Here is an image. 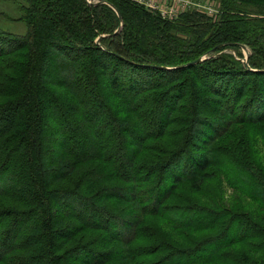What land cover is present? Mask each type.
Instances as JSON below:
<instances>
[{"label":"trees","instance_id":"trees-1","mask_svg":"<svg viewBox=\"0 0 264 264\" xmlns=\"http://www.w3.org/2000/svg\"><path fill=\"white\" fill-rule=\"evenodd\" d=\"M26 1L36 31L14 46L0 30V78L15 79L0 91V264H264V176L229 174L217 115L261 123L250 144L264 149V62L242 70L256 76L253 99L248 78L212 57L181 66L202 41L263 39L258 27L245 32L231 8L194 20L168 60L167 23L128 0Z\"/></svg>","mask_w":264,"mask_h":264},{"label":"rangeland","instance_id":"rangeland-1","mask_svg":"<svg viewBox=\"0 0 264 264\" xmlns=\"http://www.w3.org/2000/svg\"><path fill=\"white\" fill-rule=\"evenodd\" d=\"M128 1L135 3V5L137 6L143 7L146 12L150 13L152 17L156 18V22L158 24L163 25L162 22L167 23L164 24V28H161V31L165 30L166 33L164 34L165 39L163 40V42L166 44V46L164 47L167 48V46H175L176 48L175 53L173 50H167V52H170V56L168 55L169 57H165L168 60H175V58L178 56L176 52L180 51V48H182L183 45L188 46V42L192 40L191 36H193L192 29L194 20H196L195 22L197 23L199 28H203L201 26L202 24H215L218 20H220L221 16H224V14L227 12L226 9L230 10V8L236 11L233 12L235 13V15H233L232 17L235 19H240L237 22L239 24L237 25L238 27L244 29L245 32H247V30H254V28L258 27L259 30L257 33H263L264 37V0L256 1V5H253L251 3L247 5H240L238 0L235 2L234 0H231V3H233L234 6H231V4L229 3L226 5V7L223 4V0ZM108 6L111 7L110 5ZM27 9L28 2L26 0H0V30L10 32L11 34L18 36H10L8 38L6 37L5 40H1L2 42H8V45L17 46L18 42L24 41L25 36L29 38V35L33 32V29L31 30V27L34 26V18H32L33 14L29 12L26 13ZM51 9L53 10V8ZM82 11V9L78 10L76 16H79ZM42 13L44 12L41 11V16H44ZM98 13L100 14V12ZM103 14H106V12H101L100 15L103 17ZM107 15V18H110L108 13ZM190 15L193 16V21L185 22L186 18ZM157 18L160 19L162 22H159ZM40 21H42V18L40 19ZM46 22L43 23L48 24ZM113 23L114 22L111 21L110 18V21L107 22V27H109ZM122 25L123 24L121 23V25L119 26L120 30L123 29ZM36 29L37 26H34V32L36 31ZM106 32L107 31L101 32V34ZM168 34H170V36ZM245 34L246 33L241 35L245 36ZM35 35H32L34 36V39H36ZM242 36L240 37V39H237L236 43L233 42L230 45H218L215 48L211 49V47L215 44L210 45V43H204L202 41V44L197 45V48H204L201 53V57H212L214 61H217L219 63L218 66H222L223 68H231L234 72L233 74L236 75V78H248V86H251V90H249L248 94L250 93V98H252V96L254 95L253 83H256V76H254V74L252 73H245V71L242 70L246 69L245 64L248 61V57L249 61L252 63L264 62V38L262 39L261 36L258 35V38L253 36L251 37V39L247 40V38ZM33 41L35 43V40ZM95 42L96 44L100 43L101 46L106 43V41H103V39L100 38H97ZM209 48L211 50H209ZM25 61L26 54L23 53L18 59L15 60V64L23 69L25 67ZM4 70L6 69L3 67L0 68V76L2 74V71ZM235 72L240 73V75H237ZM5 75L4 77L0 78V91L2 89V82L3 86H8L9 88H11L13 84H15L14 76L10 73V71H8V73H6ZM226 76L227 75H224L223 78H225ZM187 83L188 81L186 82V84H183L182 86L180 85V87L186 88L189 84ZM5 87L3 93L0 94V103L6 102L8 100L7 94H10L7 92V89ZM252 99H250V102L252 101ZM217 110V115H220V117L223 116L224 122L222 126L225 125V129L223 130L224 134L222 136V139L219 141H224V145H226L225 147L227 149V154L229 153L228 157L236 160L235 163H233L232 166L228 168L229 174L239 179L240 176L247 173V171L256 173L258 176H264V149L259 147V151L258 148H255V144H250L252 135L254 134L255 130L259 128L261 123H240L238 119H240V116L243 115L242 111H240L239 114L236 113L237 111H235V116H237L238 118L236 117V119H233L235 117H229V115H221V108H218ZM180 111L181 113L179 114V116H181L182 118L185 117V114L183 113L184 108H182ZM230 119H232V121H229ZM105 122L107 121L101 118L97 119L96 121V123L99 125H102ZM180 126L181 125L176 124V128H179ZM52 138L55 137L49 136L48 140H52ZM243 160L246 164L249 165L248 167H244V164V168L242 167L240 162ZM216 177L217 174L212 171V169H208L205 175V181L208 183H213ZM68 185L69 183L66 182H57L53 186ZM253 188L254 187L250 189ZM256 188L258 189L259 186H256ZM79 239L80 238L77 237L70 243H75L79 241ZM67 246L68 244H66L64 248H66Z\"/></svg>","mask_w":264,"mask_h":264},{"label":"water","instance_id":"water-1","mask_svg":"<svg viewBox=\"0 0 264 264\" xmlns=\"http://www.w3.org/2000/svg\"><path fill=\"white\" fill-rule=\"evenodd\" d=\"M97 2H100V1H97ZM104 3V2H103ZM106 4H108V5H110L111 6V8H113L115 11H116V8L114 7V5L113 4H111V3H109V2H105ZM117 12V11H116ZM120 16V15H119ZM204 59H206V57H199V58H197V59H195V60H193V61H190V62H188V63H186V64H183V65H181V66H185V65H188V64H192V63H197V62H200V61H202V60H204ZM160 67H164V66H160ZM169 68V67H168ZM257 70V69H256ZM261 71H264V70H261Z\"/></svg>","mask_w":264,"mask_h":264},{"label":"built area","instance_id":"built-area-1","mask_svg":"<svg viewBox=\"0 0 264 264\" xmlns=\"http://www.w3.org/2000/svg\"><path fill=\"white\" fill-rule=\"evenodd\" d=\"M134 1V0H133ZM152 6V5H151Z\"/></svg>","mask_w":264,"mask_h":264},{"label":"bare ground","instance_id":"bare-ground-1","mask_svg":"<svg viewBox=\"0 0 264 264\" xmlns=\"http://www.w3.org/2000/svg\"><path fill=\"white\" fill-rule=\"evenodd\" d=\"M90 1V0H89Z\"/></svg>","mask_w":264,"mask_h":264}]
</instances>
